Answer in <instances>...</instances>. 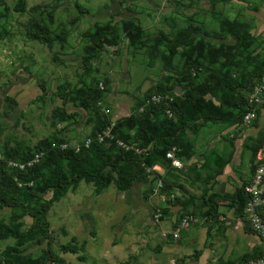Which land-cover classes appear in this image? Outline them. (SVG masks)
I'll use <instances>...</instances> for the list:
<instances>
[{
	"label": "rangeland",
	"instance_id": "1",
	"mask_svg": "<svg viewBox=\"0 0 264 264\" xmlns=\"http://www.w3.org/2000/svg\"><path fill=\"white\" fill-rule=\"evenodd\" d=\"M17 1L1 0L0 5V110L7 108L4 96L9 95L16 101L9 116H0V148L8 134L23 138L33 149L41 140L53 136L73 143L95 133V119L86 123L89 115L80 109L75 127L51 123L53 107L62 104L56 96L57 87L72 88L78 84L80 76L87 82L102 83L101 89L104 82H108L96 108L108 124H115L135 105L140 106L149 92L178 88L180 93L184 91L186 82L178 83V80L189 72L188 65L193 60L198 61L199 68L196 82L204 85L216 71L231 80L248 75L247 79L253 82L254 71L264 64V0H25L24 11L15 12L13 6ZM259 15L262 18H258ZM33 20L47 28V43L33 39L26 32ZM226 22L242 25L241 42L227 35ZM107 23L116 28V40L103 43L101 52L91 61L90 72L84 73L80 67L90 43L88 34L94 31L95 24ZM134 28H138L140 36L133 43L127 29ZM186 31L195 38L190 49L180 48L170 55L163 45L156 48L151 59L154 38L173 39L177 33ZM201 38L206 40L203 49L195 52L192 48ZM222 46L232 49L220 52ZM27 81L31 86L27 85L26 90L18 88ZM38 81L46 90L42 102L36 100L42 93ZM223 130L224 125L209 124L208 130H202L205 134L192 135L188 153L202 154L208 148L213 149L216 142H206L210 134L211 138L218 137L217 141H222L227 140L230 133L235 136L242 133V128L228 134H223ZM188 132L192 133L187 128L185 133ZM256 135L247 136L242 142L241 162L246 175L250 173V164H255L252 150L258 144ZM261 140L263 145L259 150L264 147V136L259 138ZM2 154L0 149V156ZM15 162L11 160L9 164ZM8 169H11L9 165ZM158 175L152 172L146 180L132 184L125 192H118L114 181L99 195L84 181L70 189L52 205L46 217L53 252L69 264H175L177 259L184 258L180 253L168 263L169 256L161 255L166 242L181 241V238H172L181 213H175L174 219L163 215L158 222L154 220L157 211L162 216V210L168 206L167 199L155 191L160 182ZM50 196L48 191L43 198ZM10 214V209H0V223L8 224ZM197 216L198 222L182 230L180 236L189 234L194 225L202 222L199 212ZM20 224L21 229L26 230L31 220L28 216L20 217ZM71 237L76 238L78 245L85 242L84 251L74 255L61 249ZM10 244H13L11 238L0 240V254ZM45 248V242H31L23 247V252L38 255ZM81 255L85 256L84 261L77 259ZM240 259L229 261L235 263Z\"/></svg>",
	"mask_w": 264,
	"mask_h": 264
},
{
	"label": "trees",
	"instance_id": "2",
	"mask_svg": "<svg viewBox=\"0 0 264 264\" xmlns=\"http://www.w3.org/2000/svg\"><path fill=\"white\" fill-rule=\"evenodd\" d=\"M220 1L227 2L228 0ZM0 5H2L1 0ZM25 6V0H18L13 6V10L22 12ZM76 7L78 8L77 4ZM94 27V31L88 34L90 43L85 48L81 60L80 68L84 73L90 72L91 61L101 52L103 43L116 40V28L110 26L109 23L104 26L95 24ZM241 27V24L233 22L224 24L227 35L240 42L243 40L239 36ZM26 30L33 39L44 41V43L48 42L49 32L40 22L31 21ZM127 30L128 38L132 42L140 36L138 28ZM194 40L195 38H192L190 31L177 33L173 39L158 36L154 38L151 59L155 56L157 47L166 46L169 54L172 55L177 49H190ZM205 41V38H201L192 50L195 52L200 50L201 52ZM231 49V47L222 46L220 52ZM197 65V60L191 61L188 65L189 72L181 80H178V83L186 82L185 90L179 95H174L173 89H159L149 92L140 106L135 105L128 116L120 118L113 125L111 130L113 138L127 144H134L135 147L143 151L139 155L133 151L120 149L114 140L108 139L104 143H98L94 140L88 149L83 148L76 152L72 149H51L52 143L66 142V139L56 136L41 140L33 149L28 146L25 140L12 134L4 137L0 148L3 150V154L0 156V209L8 208L11 214L8 224L0 223V240L11 238L13 244L5 246L1 251L2 264H47L49 262L69 264L53 252V238L50 236L49 222L46 217L52 205L59 202L70 189H75L81 181H84L90 183L94 193L99 195L114 181L118 192L128 191L132 184L144 181L152 172H156L151 170L154 166L162 167L167 173L179 170L171 166V161L166 159L165 155L172 147L178 148L176 157L179 160H181L180 157L188 154L190 142L189 140L186 141L185 138L187 128L196 133L207 123L221 124L227 127L240 126L242 117L246 113V93L264 72V64L259 70L254 71L253 76L256 74V79L253 82L251 79H247L248 75H241L239 78L231 80L221 71H216L210 75L205 85L196 82V75L199 71ZM85 81L83 76H80L78 84L72 88L57 87L56 96L62 101V104L52 109L51 123L74 125L77 123L79 114L75 111L68 112L67 106L81 109L88 113V123L95 119L94 128L97 130L89 136L94 138L97 132L110 125L106 117L96 108L97 101L102 98V91L107 90L108 82H104L103 89H101L102 83L98 84L95 80ZM38 87L42 93L36 100L42 102L46 97L45 86L38 81ZM158 94L162 96L168 94L169 97H172V101L163 99L159 103H147L151 96ZM3 103L7 108L0 110V116L7 117L13 111V105L16 104V101L5 96ZM166 110L171 112V117L166 114ZM259 112L257 110L258 115ZM253 125L258 127V122L255 121ZM256 136L258 137V144L252 150L254 160L259 147L263 145L259 138L264 136V132L259 131ZM39 151H44L45 155L32 168L21 172L11 167L10 170L8 169L9 161L15 160L23 163ZM203 161L199 166L200 169L207 171L208 168H211L212 174L210 175L213 179L221 174L228 159L218 156L215 152H210L204 156ZM193 167H197V164ZM146 169H150V172H147ZM254 169L255 165L253 164L251 172ZM158 177L162 184L158 191L167 199L166 204L176 203L177 198L172 193L173 181L163 175H158ZM20 182H23L24 185L19 186ZM245 185L247 183L243 182L232 195L214 193L208 197L204 196L202 205L205 210L201 216L211 223L207 230L208 239L211 237L213 227L221 235L225 230L219 221L217 212L219 202L229 200L232 205H235L237 215L243 218V209L247 199L244 193ZM48 191L51 192V196L45 200L43 197ZM171 195L174 196L173 199L170 198ZM143 196L146 198L147 194ZM165 211L166 208L162 210L161 217L166 214ZM184 215L193 216L194 214L185 211L180 214L179 220ZM24 216H28L31 220V224L26 230L21 229L20 224V217ZM261 216L264 220V209ZM245 229L248 230L250 227L247 225ZM31 242H45L46 248L38 255L25 254L23 247ZM84 248L85 242L78 245L74 237H71L70 242L61 247L63 251L74 255L79 251H84ZM194 255L195 258L198 257L197 252H194ZM259 256L260 247L243 256L239 261H248ZM184 258L177 259L175 264H185ZM77 259L84 261L85 256H78ZM236 263L227 261L220 264Z\"/></svg>",
	"mask_w": 264,
	"mask_h": 264
},
{
	"label": "crops",
	"instance_id": "3",
	"mask_svg": "<svg viewBox=\"0 0 264 264\" xmlns=\"http://www.w3.org/2000/svg\"><path fill=\"white\" fill-rule=\"evenodd\" d=\"M260 12L261 10H259L256 15ZM258 18H262V16L259 15ZM27 85L31 86V84L27 81L26 83L18 86V88H24V90H26L25 87ZM26 95L27 94H25V96ZM6 96L11 97L9 95ZM67 110L68 112L73 110L81 115V109L79 110L71 106H67ZM129 114L130 110L127 114H124L125 116H122V118L128 116ZM262 115L264 119V112ZM86 118L87 116L84 120H86ZM86 123L88 122L86 121ZM209 124L212 126H223L221 124L207 123L196 133L188 132L189 134L187 133L185 137L186 141L189 140L190 142L191 136L196 135L197 133L205 134L202 130H208ZM258 127L245 129L240 126H225L223 134H228L230 131L242 128V133H240L241 136H235L230 133L227 140L223 139L222 141H217L219 140L218 137L211 138L212 134L209 136L206 134V142L210 141L212 144L216 142V144L213 145L215 146L213 149L208 148V151L203 152L202 154H191L188 153V151V154H185L186 156L183 155L180 157L182 168L174 170L173 172L170 171V173L165 172L162 167L158 166L155 171L159 173V175H163L172 180V193H177L175 196L177 201L174 204L170 203L166 207L165 217L170 215V217L172 216L174 219L175 216L173 215L175 213H184L186 211L187 213L193 212V216H196L197 218L198 212L202 214L205 210L202 205L204 196L208 197L210 194L214 193L217 195H232L235 189L240 187L243 182L248 183L252 175L251 164L248 167V171H250V173L247 175L243 174L244 163L241 162L242 142L247 136H255L259 132ZM228 146H231V148ZM263 149L264 147H262V150ZM262 150L259 151L262 152ZM210 152H215L218 156L228 159L226 165L222 168L221 174L217 175L216 178L213 179H211L212 175H210L212 174L211 168H208L207 171H202L199 167L204 162V156ZM254 162L256 164V157ZM195 164H197V167L194 168L193 165ZM241 167L243 168L241 169ZM217 212L219 215V221L225 228L223 235H221V233L213 227L210 234L211 237L208 239L207 230L211 223L204 220L201 216L202 222L194 225L192 229L189 230V234H182V237L179 234L178 238H181V241L177 240V242L169 241L165 243L161 255L164 258L169 256L167 257L169 258L167 261L168 263L170 262V259L172 260L174 258L175 260L181 253L185 257V264H220L226 263L233 258H242L256 249H259V238L250 229H245L247 224L244 222L243 218L238 216L235 212V205H232V203H230L227 199L223 200L219 202ZM194 252L198 253V257H194Z\"/></svg>",
	"mask_w": 264,
	"mask_h": 264
},
{
	"label": "built area",
	"instance_id": "4",
	"mask_svg": "<svg viewBox=\"0 0 264 264\" xmlns=\"http://www.w3.org/2000/svg\"><path fill=\"white\" fill-rule=\"evenodd\" d=\"M100 88H102L100 86ZM174 95H178L173 90ZM167 99L172 101V97H169L168 94L165 96L162 95H153L150 97L147 103H159L161 100ZM246 113L242 117V121L240 127L245 129L254 128L253 123L255 121L258 122L259 131L264 132V123H263V112H264V72L260 76V78L248 89L246 93ZM259 110V115L257 113ZM166 114L171 117V112L169 110L165 111ZM113 123L104 128L102 131H99L95 134L94 138L87 137L81 142H63V143H52L51 149H59V150H67L72 149L78 152L81 149H88L93 141H97L98 143H104L105 140H114L116 146L124 151H133L135 154L139 155L143 151L135 147L134 144H127L120 140H115L111 135V130L113 127ZM178 148L172 147L165 155L166 159L171 161V166L175 169H181L182 163L176 157V152ZM45 155L44 151H39L33 154V156L27 160L26 162L19 163H8L9 167L14 168L18 171H24L26 169L32 168ZM158 166H154L151 170H156ZM147 172H150V169H146ZM21 186V184H19ZM264 155L261 151H258L256 154V164L255 169L251 175L250 181L247 185L244 186V193L247 197L246 203L243 209V220L250 227L251 231L256 234L259 238V246H260V256L251 259L248 261H239L236 264H264V220L261 216V213L264 209ZM162 187L161 182H158L155 191H158ZM171 199L174 198L173 195L170 196ZM161 217V213L158 210L154 216V220L156 222L159 221ZM198 220L196 217L191 215H184L178 222V226L174 232H172V236L174 239H178L179 233L182 230H188L190 225L197 223Z\"/></svg>",
	"mask_w": 264,
	"mask_h": 264
},
{
	"label": "water",
	"instance_id": "5",
	"mask_svg": "<svg viewBox=\"0 0 264 264\" xmlns=\"http://www.w3.org/2000/svg\"><path fill=\"white\" fill-rule=\"evenodd\" d=\"M175 93L179 94L180 93V89H175Z\"/></svg>",
	"mask_w": 264,
	"mask_h": 264
}]
</instances>
